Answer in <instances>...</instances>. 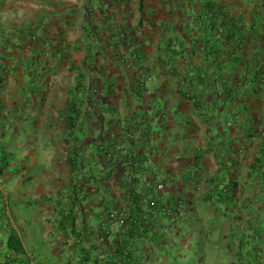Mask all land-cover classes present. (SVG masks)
Listing matches in <instances>:
<instances>
[{
    "label": "crops",
    "instance_id": "crops-1",
    "mask_svg": "<svg viewBox=\"0 0 264 264\" xmlns=\"http://www.w3.org/2000/svg\"><path fill=\"white\" fill-rule=\"evenodd\" d=\"M57 16L65 28L43 49L51 75L37 80L39 96L25 98L20 46L16 68L0 62L16 73L0 74V159L22 146L16 163L0 160L17 183H0L5 214L10 198L17 212L22 196L36 203L54 255L29 249L25 229L24 258L65 264L77 233L85 245L106 233L107 210L154 196L224 224L229 264H264V0H91L72 33L71 15ZM44 128L58 159L50 170L33 140ZM0 224L2 263L11 230L1 212Z\"/></svg>",
    "mask_w": 264,
    "mask_h": 264
},
{
    "label": "rangeland",
    "instance_id": "rangeland-1",
    "mask_svg": "<svg viewBox=\"0 0 264 264\" xmlns=\"http://www.w3.org/2000/svg\"><path fill=\"white\" fill-rule=\"evenodd\" d=\"M87 1L90 2L91 0H0V51L3 50L0 55V62H3L4 65L14 64L16 68L17 63H11L10 61L14 60L13 56H15L16 51H18L16 50V46H20L19 51L21 50L24 52L25 56V58L21 59L20 64L23 68H25L24 70L26 73V77L23 76L26 99H29V97H37L42 93L43 85L41 82H37L38 79H42L43 83L48 86L49 76L51 74H49L47 70L45 71V68L47 69L48 65V56L45 50H49V46L51 47L49 35L54 31L55 26H58V23L55 22L56 19H54V14L58 15L57 22H59L60 18H64L66 13L71 15V18H69V23L66 25L68 26L67 29L69 32H71L73 29L78 30V27L83 25L84 7ZM64 24L66 23L64 22ZM58 27L63 29L65 28L63 25H59ZM11 50H13V52H11ZM59 52L60 51L57 50L54 55L61 56ZM7 53L9 54L7 55ZM52 55L50 56L52 57ZM26 67H28V69ZM6 70H8L11 74H16L13 70ZM5 71L0 68L1 75H4ZM61 76L64 80L66 79L64 75H58L59 79ZM44 96L46 97V95ZM46 129L47 128H44L43 132H41L39 135L35 136L33 134L34 141L38 140V144L41 146L46 144V148L41 146L38 147V149L42 148L43 150V153L40 152L42 153L40 154L42 159H38L39 168L42 170L45 168L50 170L55 165L56 160H58L54 155L51 154L52 148H50L51 146H49L48 143L52 142V138L49 136V133ZM29 139L32 140V138ZM29 143L26 142V145ZM21 147L22 146L17 148L16 146L11 154L6 153V155L1 157L0 160H4L3 162L15 161L16 163L15 159H17V151ZM1 162L2 161H0V164H2ZM7 169L8 170L5 171L2 169L3 172H0V183H2L4 187H6V183H11V178H7L9 170L12 169L11 165H9ZM22 176H19V178ZM10 185L13 188L17 185V183H11L7 186V188H10ZM2 197L3 195L0 192V212L3 218L6 220V223L9 224L11 232L14 231L18 233L19 230H31L34 235L33 242L27 241L26 246L31 250L39 251L40 249L43 254L49 255V257L52 258L54 256L53 250L52 248L48 250L49 246L47 243L51 241V232L48 228H44V230H42L43 227L40 226L39 221L37 222V220H35L34 205L36 203L34 204L33 201L28 202L27 198L22 196L23 202H21L19 205V209L21 211L19 210V212H17V201H12V199L9 197L11 210L10 216L5 214L7 208L2 202ZM36 206L39 207V204ZM207 211L201 209L202 220H200V222L205 228V235L203 239H206L207 241L208 238H211V241H213L216 245H206L204 250H202V252H205L204 258L207 261L206 264H229L230 257H224L228 254L224 255L223 249H225V246L221 245V241L225 236H227L225 231L226 228L224 224H220L218 221L213 222L215 223L213 224L211 217H208ZM22 212V218L17 216H22ZM47 221L51 225L55 224L53 218L47 219ZM16 224L18 225L16 226ZM1 226L2 224H0V227ZM1 228L0 231L2 230ZM193 229L192 231L195 232L196 236V227ZM186 246L182 248V252H189L193 257V249H188V246ZM245 253L248 255V250L246 252L239 251L240 255L245 256ZM223 258L227 259L223 260ZM42 261L44 264L47 263L46 258H43Z\"/></svg>",
    "mask_w": 264,
    "mask_h": 264
},
{
    "label": "trees",
    "instance_id": "trees-1",
    "mask_svg": "<svg viewBox=\"0 0 264 264\" xmlns=\"http://www.w3.org/2000/svg\"><path fill=\"white\" fill-rule=\"evenodd\" d=\"M164 202L167 205L163 204L162 197L154 196L147 201H136V205L129 206L124 232L105 230L106 233H100L98 242L85 245L77 233L76 245L70 247L72 253L65 264H206L202 250L212 241L211 238L203 239L205 228L200 222L201 213L196 211V219L191 217L192 211L184 214L181 209L186 204L180 198ZM155 204L158 205L155 207ZM195 227L196 236L193 232ZM6 244L8 258L0 264H29L24 258L27 252L17 232L10 233ZM186 245L193 249V257L189 252H182ZM239 251L244 250L240 248L238 254ZM37 264L43 263L37 261Z\"/></svg>",
    "mask_w": 264,
    "mask_h": 264
},
{
    "label": "built area",
    "instance_id": "built-area-1",
    "mask_svg": "<svg viewBox=\"0 0 264 264\" xmlns=\"http://www.w3.org/2000/svg\"><path fill=\"white\" fill-rule=\"evenodd\" d=\"M151 80V77L148 78ZM164 185L162 183L157 185V189H163ZM158 204H155V207ZM128 211L125 209L118 210H107L104 214V223L107 231H118L119 233L124 232L126 225L128 224ZM30 264H36L35 261L31 260Z\"/></svg>",
    "mask_w": 264,
    "mask_h": 264
},
{
    "label": "clouds",
    "instance_id": "clouds-1",
    "mask_svg": "<svg viewBox=\"0 0 264 264\" xmlns=\"http://www.w3.org/2000/svg\"><path fill=\"white\" fill-rule=\"evenodd\" d=\"M31 260L35 261L36 264H37V261H36L32 256H30L29 259H28L29 264H30V261H31Z\"/></svg>",
    "mask_w": 264,
    "mask_h": 264
}]
</instances>
